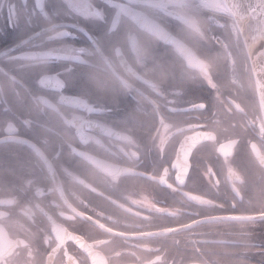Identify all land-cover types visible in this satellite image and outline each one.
<instances>
[{"label":"snow or ice","instance_id":"snow-or-ice-1","mask_svg":"<svg viewBox=\"0 0 264 264\" xmlns=\"http://www.w3.org/2000/svg\"><path fill=\"white\" fill-rule=\"evenodd\" d=\"M8 28L17 40L0 57L43 61L32 83L74 110L53 159L83 191L72 193L73 205L51 161L16 134L15 121L31 126L33 120L5 98L0 120L7 135L0 143L35 149L48 182L30 175L20 195L0 196V264H218L200 251L208 241L199 229L241 219L236 209L246 202L244 193L264 189V0L255 6L248 0H55L46 18L28 15L21 22L10 13ZM38 36L48 46L26 49ZM169 56L180 60L179 74L173 66L170 80L147 78ZM97 61L119 64L125 75L118 92L102 97L92 89L88 73ZM194 89L207 98L192 95ZM141 113L147 123L136 121ZM92 145L131 167L99 159ZM85 162L103 174V185L81 173ZM37 169L45 171L39 163ZM128 173L139 178L137 187L124 183ZM193 175L217 195L230 190L228 203L183 191ZM185 198L195 207L176 206ZM255 215L264 218V208ZM189 245L199 254L187 255Z\"/></svg>","mask_w":264,"mask_h":264},{"label":"flooded vegetation","instance_id":"flooded-vegetation-1","mask_svg":"<svg viewBox=\"0 0 264 264\" xmlns=\"http://www.w3.org/2000/svg\"><path fill=\"white\" fill-rule=\"evenodd\" d=\"M55 0H8L3 8H0V49L10 47L17 40V34L8 28V17L11 13L13 19L19 17L21 22L28 15H41L46 18L47 6ZM4 0H0L3 4ZM15 5L14 9L9 6ZM44 12L41 14V8ZM65 19H71L65 15ZM30 31L25 29V32ZM141 41L146 43L149 39L147 33L141 35ZM190 39V35L185 37ZM80 41H78L79 43ZM40 46L47 47L44 36H38L31 40L26 49L39 51ZM18 55V53H12ZM168 65H159L156 69L147 74V78L153 79L155 82L171 79L173 66L177 75L181 67L180 60L175 56H169ZM44 62L33 59L13 60L9 61L5 57H0V108H3V100L7 98L11 106L24 116L33 120V124L28 126L21 121H15L18 128L16 133L20 137L27 139L34 144L36 148L47 157L53 167L60 174V178L64 180L63 188L69 200L73 205H77V201L72 193L80 194L83 190L75 181L65 177L60 170V161L53 159L54 149L62 140L67 139L68 135L65 128V122L72 118L73 108L65 103L60 102L58 96L50 89H43L32 83V74L37 70H42ZM125 75L123 70L117 63L114 67L104 64L103 61H97L88 73V82L92 89L98 92L102 97L108 93H116L121 89L119 77ZM129 79H132L128 77ZM132 82L142 89L145 96L153 95L151 90L141 85L138 81L132 79ZM192 95H203L207 98L206 93L200 89H194ZM37 97H43L47 103L41 102ZM129 101L131 97L128 98ZM142 99V98H141ZM148 110L152 106L148 101L142 100ZM132 103H135L134 101ZM126 103H121L124 108ZM115 115V113L113 114ZM135 119L138 123H147L145 116L136 114ZM7 135V129L2 120H0V140ZM105 144L109 143V137H102ZM89 151L97 155L99 159L113 164H120L122 167H131L124 161L118 160L112 152L106 151L97 145H92ZM118 151V150H114ZM45 169L40 172L37 164ZM47 165L40 158L35 149L28 144L20 143H0V196L15 191L20 195L22 181L30 175L36 176L41 183H47ZM81 173L96 185H103L104 176L94 166L86 162L80 167ZM124 183L128 187H137L140 183L139 178L128 173L123 177ZM157 195L160 199L172 202L174 197L167 191L157 189ZM183 191L196 195H206L208 198H215L228 203V197L231 191L227 193L224 188L220 189L219 195L216 191L209 188L208 185L193 175ZM245 203L238 202L237 212L241 214V219L233 222H221L217 224H204L199 231L207 233L201 239L208 241L200 245V251L204 256L216 261L218 264H264V218H260L255 213L264 208V189L250 187L246 193ZM22 199H27L23 196ZM178 207H187L189 210L195 207L185 198V203H177ZM67 210V209H65ZM203 210V209H202ZM255 215L254 219L248 218ZM187 255H198L192 245L186 249ZM77 254H79L77 252Z\"/></svg>","mask_w":264,"mask_h":264},{"label":"water","instance_id":"water-1","mask_svg":"<svg viewBox=\"0 0 264 264\" xmlns=\"http://www.w3.org/2000/svg\"><path fill=\"white\" fill-rule=\"evenodd\" d=\"M248 3H251L255 6L258 3V0H248Z\"/></svg>","mask_w":264,"mask_h":264}]
</instances>
